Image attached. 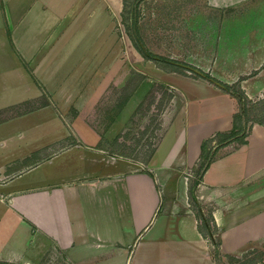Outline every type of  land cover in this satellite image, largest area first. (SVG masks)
<instances>
[{"label":"crops","instance_id":"crops-1","mask_svg":"<svg viewBox=\"0 0 264 264\" xmlns=\"http://www.w3.org/2000/svg\"><path fill=\"white\" fill-rule=\"evenodd\" d=\"M133 11L146 50L127 33ZM117 24L149 73H120ZM0 31V260L37 264L31 255L47 240L50 264H216L213 249L224 257L264 237V124L217 145L240 111L223 84L249 99L264 92V0H0ZM144 88L170 91L174 104L168 114L162 104L139 160L136 140L128 153L122 145L126 125L146 122ZM167 133L179 149L164 150ZM203 143L211 160L194 191L207 226L186 172ZM85 161L111 168L75 170Z\"/></svg>","mask_w":264,"mask_h":264},{"label":"rangeland","instance_id":"rangeland-1","mask_svg":"<svg viewBox=\"0 0 264 264\" xmlns=\"http://www.w3.org/2000/svg\"><path fill=\"white\" fill-rule=\"evenodd\" d=\"M168 18H169V15L168 16L166 15V17H165L166 23L168 21ZM120 29H121L120 26L117 24L116 33L119 37L121 36L120 39L122 41V47L120 48V51H121L120 58L122 61L121 65H120V73H130L129 70L131 71L134 68H137L138 70H140L139 72H141V73L142 72L149 73L145 68H143V66L140 65V63H138L135 59H133L132 56H130L129 51L127 50L128 47H130V45L128 44V41L126 40L128 38L123 33V31ZM2 33L4 34L3 31H0V39L1 40L4 39ZM127 33L128 34L131 33V35L133 36L135 41H137L136 36H138V35L136 34L134 28L130 29V31L128 30ZM166 33H168V30H166ZM1 45L2 44L0 43V46ZM140 45H142V48L145 49V47H143V44L141 42H140ZM114 49L118 50L117 45L114 46ZM2 52L3 51L1 50L0 51L1 55L3 54ZM111 52H113V51H111ZM7 63H8V61H7V59H4V57H2L0 59V73H7V71H5L7 69ZM107 63H108V60H107ZM18 65H19V67H22L23 69H25V67L23 66L22 63L18 62ZM186 71H187V73L193 72V71H190L189 69H186ZM207 74L211 77V75L209 73H207ZM126 87H129V85H127ZM125 88H123V91ZM145 92H146V90L144 88L142 91L143 104H142V107L139 108L138 110L141 112L143 117L147 118L145 120L146 122L143 125H138L135 123V121H136L135 120L134 122L132 121V123L126 125L124 129L128 128L130 130V133H132V135H131V137H128L126 141H123V143H125V144L122 145V147L124 149V151L122 153H124V152L128 153V152H130V149L134 147V143L136 140V145H137V148H135L136 153L133 152L132 154H134V153L137 154L139 160H145V155L147 154L146 150H148L150 148V146H152L153 142L155 141V138L157 136L156 133L158 132V130H157L158 127L156 125L157 121L155 122L154 120H155V118H157L158 114L161 113L160 108H161L162 104H164V107H165L164 110H166L167 108L171 109L173 104H174V102L171 100L173 98V95L170 91L164 90V91H159L158 93H155V94H150V90L147 92V94H145ZM124 95L125 94H123L122 97ZM244 97H245L244 98L245 112L242 116V125H243L242 131L249 130L251 123L254 121L264 124V92L261 95L257 94L254 97H251V99L247 98L245 95H244ZM110 98H112V96ZM147 106L149 107V110L144 108ZM162 112H164V111H162ZM169 112H170V110H166L167 114ZM94 113L95 114H94L93 119L96 121L99 119V121H100V122H98V128H100L102 130H103V128H106V132L104 131V133H106V135L109 136L110 125L108 127H104L103 125H101L102 123L106 122V119L108 118V116H106V113L103 112V110L96 109V111ZM159 115L161 116V114H159ZM139 116H141V115L139 114L138 117ZM127 118L130 119L131 117L127 116ZM111 129H113V127H111ZM129 130H125V131L128 132ZM101 142H102V140H100L97 144H101ZM107 144H109V143H107ZM161 144L163 145L164 150L169 149V152L170 151L172 152L173 150L179 149L180 145L182 143L180 142L179 139L177 141H175L174 139L171 140L170 135L167 133L165 135L164 141ZM208 144L212 145L213 143L211 144V141H209ZM211 147L212 146H210V148ZM159 148H161V146ZM160 151H161V149H159L157 152L158 162H161ZM209 155L211 156V152H209ZM33 158H34V156L31 157V159H33ZM204 161H205L204 158H200L199 162H196L194 165H192V167L190 169L186 170L187 174L189 175V176L187 175L189 177L187 180V186L188 187L192 183L193 180H196L198 182V177H199V174L202 170V165H200V163H204ZM140 166H141V164L138 163V167H140ZM84 167H86V168L89 167L92 169L100 168V170L107 171L111 168V165L107 164V163L103 164L102 161L101 162H97V161L87 162V161H85L84 163L80 164L78 167L76 166L75 170H79V169L84 168ZM158 194H159V192H158ZM188 198H189V195H188ZM196 201H199L202 210L204 212H207V210H208L207 206H205L197 197H196ZM191 203H193V202L191 201ZM213 235H214V237H213L214 239H217V237H219L218 230L216 229V227L213 228ZM45 241H46V244H44V246L41 245L40 247H38V252H36L34 255H31L32 260L37 264H50L51 260H53V257H55V255L57 256V251H56L55 247H53L51 243L47 242V240H45ZM258 243H249V244H247V247H245L244 249H242V250L237 249L233 253L228 254L224 257L219 255L216 249H213L212 253H213V256L216 260V264H263L264 237L260 241H258ZM133 247H135V244ZM154 250H156V249H154ZM154 253H156V251H154ZM109 264H118V263L115 262V263H109ZM120 264H124V263L120 262Z\"/></svg>","mask_w":264,"mask_h":264},{"label":"trees","instance_id":"trees-1","mask_svg":"<svg viewBox=\"0 0 264 264\" xmlns=\"http://www.w3.org/2000/svg\"><path fill=\"white\" fill-rule=\"evenodd\" d=\"M136 18H137V14L136 12L133 11L132 14V21H131V25L132 28L135 29V23H136ZM137 41L141 42L140 38L138 36H136ZM140 49H142L141 45H140ZM148 57L150 58H154L160 61H168L166 58L158 56V55H154L151 53H145ZM203 77L210 79L211 77L207 74V73H203ZM224 88L226 90H229V92L237 98L238 102H239V107H240V111L235 113L234 118H235V122L233 123V125L231 126V128L228 131L225 132H219L217 133L218 140H217V145H222V144H226L227 142H229L230 140H237L239 142H245L244 136L247 134L248 130L246 131H242L243 130V125L240 122H236V118H240V116H242L245 112V107H244V94L242 93L241 90H239L237 87L233 86V85H228L226 83L223 84ZM122 103H119L118 106H121ZM204 143L202 145V150L201 151V158H204L205 161L204 163H200V165H202V167H204L207 163H209L210 156L208 152H205L204 149ZM197 184L196 180H193L192 183L189 185L188 187V195L190 200L193 202V206L195 207V213L198 216V218L200 219V222L203 226H207L208 220L211 217V213L210 210L208 209L207 212H204L201 208V205L199 203V201H196V197H195V186ZM219 241V237H217V239L213 238V244L214 246L218 245ZM0 264H22L19 262H10V261H2L0 260Z\"/></svg>","mask_w":264,"mask_h":264},{"label":"water","instance_id":"water-1","mask_svg":"<svg viewBox=\"0 0 264 264\" xmlns=\"http://www.w3.org/2000/svg\"><path fill=\"white\" fill-rule=\"evenodd\" d=\"M194 71L195 72H197V73H200L201 75H203V73H201L199 70H197V69H194ZM263 264H264V259H263Z\"/></svg>","mask_w":264,"mask_h":264}]
</instances>
